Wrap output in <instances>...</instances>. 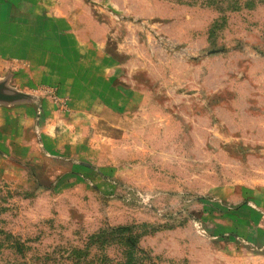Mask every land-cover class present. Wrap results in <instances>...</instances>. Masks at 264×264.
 I'll list each match as a JSON object with an SVG mask.
<instances>
[{"label":"rangeland","instance_id":"1","mask_svg":"<svg viewBox=\"0 0 264 264\" xmlns=\"http://www.w3.org/2000/svg\"><path fill=\"white\" fill-rule=\"evenodd\" d=\"M68 3L134 108L2 141L0 264H264V0Z\"/></svg>","mask_w":264,"mask_h":264},{"label":"crops","instance_id":"2","mask_svg":"<svg viewBox=\"0 0 264 264\" xmlns=\"http://www.w3.org/2000/svg\"><path fill=\"white\" fill-rule=\"evenodd\" d=\"M92 13L62 0H0V96L19 98L0 100V144L31 137L37 110L61 136L76 120L134 108L126 64Z\"/></svg>","mask_w":264,"mask_h":264},{"label":"water","instance_id":"3","mask_svg":"<svg viewBox=\"0 0 264 264\" xmlns=\"http://www.w3.org/2000/svg\"><path fill=\"white\" fill-rule=\"evenodd\" d=\"M4 99H10V100H11V99H12V100H13V99H14V100H17V99H18V100H19L18 97H13V96H7V97H6V96H0V100H4Z\"/></svg>","mask_w":264,"mask_h":264}]
</instances>
